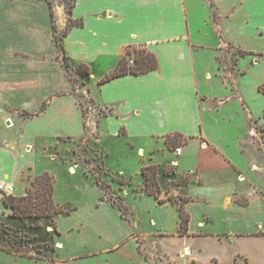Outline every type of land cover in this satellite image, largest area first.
Wrapping results in <instances>:
<instances>
[{
    "label": "crops",
    "instance_id": "1",
    "mask_svg": "<svg viewBox=\"0 0 264 264\" xmlns=\"http://www.w3.org/2000/svg\"><path fill=\"white\" fill-rule=\"evenodd\" d=\"M56 5L62 24L50 0H0V179L20 194L25 172L54 177L55 202L72 205L47 231L57 258L120 253L129 264H144L143 255L160 264H264V183L244 146L250 120L264 119V75L256 71L264 52L242 47L225 28L239 15L233 31L263 37L264 0H74L70 12ZM67 19L81 23L71 22L59 44L56 25ZM229 44L247 52L233 82L217 60ZM127 47L147 48L158 66L101 82ZM63 54L74 67H90L81 75L84 93L104 114L92 107L85 116ZM88 136L126 215L101 198L105 190L71 157L78 153L55 152L62 138ZM35 154L69 161V176L80 169L78 194L61 196L57 174L38 168ZM150 165L158 195L146 189ZM174 198L184 199L186 230Z\"/></svg>",
    "mask_w": 264,
    "mask_h": 264
},
{
    "label": "rangeland",
    "instance_id": "2",
    "mask_svg": "<svg viewBox=\"0 0 264 264\" xmlns=\"http://www.w3.org/2000/svg\"><path fill=\"white\" fill-rule=\"evenodd\" d=\"M72 1L73 0H50V3L54 8V19L55 21H57V23L59 22L60 24H62V12H59L56 3H59L60 7L64 8V11L69 12ZM259 17L260 18H257V21L264 22V15ZM69 20L67 19L65 21V25L63 27L57 28V35L61 36V34H63V32L67 29V27L71 23V21ZM241 20L242 16L239 15L227 19L225 24L226 32H228L229 34H232L234 32L233 37L237 38V40L240 41L242 47L254 48V50L256 51L264 52V36L258 38H250L247 35L239 36L236 31H233L237 21L239 22ZM241 50L242 49L240 47L229 44L223 46L217 55V60L222 71L221 75H223L224 78L226 76V78L229 79H225L226 81L233 82L230 76L232 77L234 73L240 70L238 66V58L242 56ZM130 56L131 57H129V63L133 64L135 57L134 52H132ZM250 57L253 59L252 56ZM131 60H133V63H131ZM241 63L245 65L247 62L242 60ZM256 71L259 74L264 75V57L260 60V64L256 66ZM73 78L74 83H72V90L75 92L77 100L84 110L85 116L89 117V112L91 111L90 109L92 107L97 108V113L104 114L106 112L104 107L93 104L85 96L81 74L74 72ZM261 88L264 89V85H261ZM45 103L46 101L41 105V108H44ZM234 103L235 101L229 103V106ZM23 114L25 115L26 112H24ZM87 121H89L88 118ZM250 131L252 132V134L249 139L246 140L244 146L247 149H252V155L254 156L253 159L255 161L254 163L257 167V176H259L264 183V119L253 117L250 120ZM169 138H176L177 144L180 143L178 141L180 137H175L174 135H172ZM56 143L57 148L55 149V152L60 155L68 157L69 154L73 155L74 153H78V155H74L71 157L73 158V160H76L78 162L81 169L90 172L94 176L95 182L105 190V193L103 196H101V198H105V196L112 198L116 206L124 215H126V208L119 200V196L114 193V189L111 188L113 187L114 182H112V180L108 176L104 175L102 171L104 167L99 162H97V160H93V157L96 158V156H94L96 155V153L92 154V152L89 151V149L91 148V145L89 143V136L88 138L81 137L78 139L62 138ZM32 158L34 163L36 162L38 168L48 166L57 174L59 187L61 186L62 188L61 196L66 195V193L69 194L75 192L74 188L72 187L74 186V182H77L81 177L80 169L76 176H69L70 174H68L67 171V166L69 163L68 160H66L68 162L64 164L60 158H58L57 161L51 162L48 161L47 158H43L40 154H35ZM70 170L74 172L73 168H70ZM36 177H33L30 172H25L22 175L21 180H19L22 184V187L25 189L24 193L19 194L16 190H20L21 188H17L15 190L14 187L15 192H13L12 195L21 196L26 194V192L29 190L34 193L40 191L41 188L39 183L34 182ZM116 181L117 184H119V179H116ZM77 194L78 191L74 193V195ZM7 195L8 194L0 191V264H124L128 262V259H126V257H124L120 253H103L93 256L86 255L67 261V263L59 260L56 256L54 242L52 241L50 236L44 235L47 231H49V229H51L50 227H53V222H55V215L29 218L25 220L12 217L10 215L11 210L4 204V197ZM36 201L38 202L39 199L37 198ZM66 207L72 209L71 204H67ZM6 254L10 255L12 259ZM143 257L144 264H160V262L156 258L151 259V257H148V255H143Z\"/></svg>",
    "mask_w": 264,
    "mask_h": 264
},
{
    "label": "trees",
    "instance_id": "3",
    "mask_svg": "<svg viewBox=\"0 0 264 264\" xmlns=\"http://www.w3.org/2000/svg\"><path fill=\"white\" fill-rule=\"evenodd\" d=\"M73 5H74V0L72 1L71 8L73 7ZM69 21L76 24L81 23L80 20H76V21L69 20ZM57 28L58 27L56 25V32H57ZM59 37H60L59 35L57 34L55 35L56 42L60 44ZM132 52H134L135 57H134V63L130 64L129 57H131L130 55ZM241 52L242 55H245L247 53L244 50H241ZM62 59L64 61V64L69 73L72 83H74V78H73L74 72L81 75L90 74V67L86 63H80L77 67H74L70 64L65 54H63ZM157 66H158V60L156 56L147 48L127 47L126 53H124V55L121 57L117 67L113 71H111L107 76L102 78L101 82L126 73H134V74L145 73L152 69H155ZM176 142L174 141V145H176ZM143 173L146 176V189L158 195L160 193V189L157 185V180H156V173H157L156 167L153 165L143 167ZM34 182L39 183L41 188L40 191L34 193L31 190H29L26 192V194L21 196L8 194L7 196L4 197V204L11 210L10 215L12 217L25 220L29 218H37L42 216H46V217L53 216L58 213H66V214L70 213L71 208L66 207V205H60L57 202H55L53 196L54 179L50 173L45 172L37 176ZM37 198L39 199L38 202L36 201ZM173 200L179 204V208L181 212V229L186 230L189 216L184 208V202H183L184 199L180 201L179 199L174 198ZM54 225L55 222H53V226ZM44 235L48 236L47 232Z\"/></svg>",
    "mask_w": 264,
    "mask_h": 264
},
{
    "label": "built area",
    "instance_id": "4",
    "mask_svg": "<svg viewBox=\"0 0 264 264\" xmlns=\"http://www.w3.org/2000/svg\"><path fill=\"white\" fill-rule=\"evenodd\" d=\"M131 63H133V60H131ZM181 152H182V147L181 146L176 147L175 153L177 155H180ZM189 172L191 174H194L195 170L191 169ZM0 191L4 192L6 194H12L14 192V185L11 182L0 179Z\"/></svg>",
    "mask_w": 264,
    "mask_h": 264
},
{
    "label": "bare ground",
    "instance_id": "5",
    "mask_svg": "<svg viewBox=\"0 0 264 264\" xmlns=\"http://www.w3.org/2000/svg\"><path fill=\"white\" fill-rule=\"evenodd\" d=\"M186 253V252H185Z\"/></svg>",
    "mask_w": 264,
    "mask_h": 264
}]
</instances>
